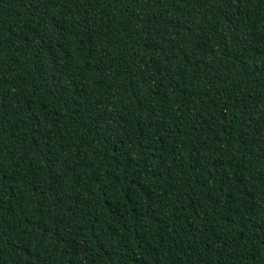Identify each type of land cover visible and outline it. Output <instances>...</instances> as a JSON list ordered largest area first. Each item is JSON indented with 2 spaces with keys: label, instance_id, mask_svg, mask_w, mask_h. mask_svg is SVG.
Here are the masks:
<instances>
[{
  "label": "trees",
  "instance_id": "obj_1",
  "mask_svg": "<svg viewBox=\"0 0 264 264\" xmlns=\"http://www.w3.org/2000/svg\"><path fill=\"white\" fill-rule=\"evenodd\" d=\"M0 264H264V0H0Z\"/></svg>",
  "mask_w": 264,
  "mask_h": 264
}]
</instances>
